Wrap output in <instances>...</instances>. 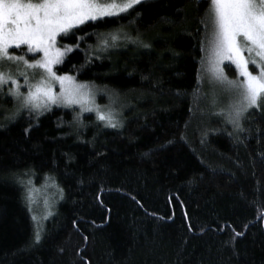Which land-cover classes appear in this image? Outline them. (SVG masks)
I'll list each match as a JSON object with an SVG mask.
<instances>
[{
    "label": "trees",
    "instance_id": "16d2710c",
    "mask_svg": "<svg viewBox=\"0 0 264 264\" xmlns=\"http://www.w3.org/2000/svg\"><path fill=\"white\" fill-rule=\"evenodd\" d=\"M209 9L142 0L58 38L79 47L57 74L136 100L118 128L57 105L0 118V264H264V107L236 130L195 125ZM47 177L61 198L36 229L25 187Z\"/></svg>",
    "mask_w": 264,
    "mask_h": 264
},
{
    "label": "snow or ice",
    "instance_id": "6c2138e0",
    "mask_svg": "<svg viewBox=\"0 0 264 264\" xmlns=\"http://www.w3.org/2000/svg\"><path fill=\"white\" fill-rule=\"evenodd\" d=\"M142 0H0V85L11 81L16 95L23 96V103L34 111L47 109L50 105H80L92 111V90L74 76L57 74L55 66L62 64L66 55L78 48L58 46L60 39L76 38V31L89 21L118 16L129 12ZM212 27L210 44V71L221 83H226L237 94V101L229 112V122L241 128L240 119L249 109L260 107L264 101V0H210L208 12ZM112 41L120 37L109 34ZM107 46L108 40H101ZM26 46L27 53L40 56L27 59L14 55L10 49ZM149 47V45H144ZM203 50V49H202ZM22 63L26 69L42 70L33 84L26 71L20 75L29 85L26 95L20 93L18 81L11 69L3 71L4 62ZM229 61L235 65L239 80H229L220 65ZM250 65L254 66L250 68ZM59 84V93L54 86ZM98 119L109 127H117L114 110L107 112L96 108ZM32 192L29 191L31 201ZM135 199V198H133ZM264 218V217H262ZM191 229V225L189 224ZM203 231V229H201ZM242 232H235L232 240ZM41 240L39 232L33 243Z\"/></svg>",
    "mask_w": 264,
    "mask_h": 264
},
{
    "label": "rangeland",
    "instance_id": "374dc122",
    "mask_svg": "<svg viewBox=\"0 0 264 264\" xmlns=\"http://www.w3.org/2000/svg\"><path fill=\"white\" fill-rule=\"evenodd\" d=\"M212 27H210L209 32V40L211 37ZM207 44L206 55L202 61L201 72H200V82H199V90L196 95V109H195V125H199V133L203 131L202 127L206 130H212L217 122L225 124L227 126H231L232 129L236 130L238 128L234 127L232 123L229 122V112L232 111L234 104L236 103L238 97L234 90H230L226 83H221L213 77L212 72L210 71V44ZM68 46V45H67ZM10 51L14 55H23L27 59H39L40 56L33 53H27L26 46H22L21 49H10ZM229 63L235 69V65L231 64L229 61H224L220 67L223 69L224 75L229 80H239L242 79L239 77L236 72V77H230L227 75L225 70V64ZM9 67L11 69V75L18 81L20 93L26 95L29 89L28 83L25 82L24 77L20 75V71H26L29 76V81L31 83H35L37 79H39V74L42 70H33L26 69L24 65L20 63L19 65L16 62H4L3 71L6 73L9 71ZM254 66L250 65V68ZM236 71V70H235ZM62 75V74H60ZM80 83H86L92 90V95L94 98V105H91L92 111H87L81 109L80 105H57L63 107H69L75 110V115L78 119L83 116L90 114L93 118L100 123L102 127L112 128L105 124L104 121L98 119V113L96 108L98 107L101 111L107 112L109 109L114 110V115L117 119V127H120L121 118L123 117V113L132 105L134 100H136V94L132 92L121 93L107 86L95 85L90 82L78 81ZM16 86L11 83V81L0 85V109H3L2 102L7 97H10L13 101L12 108H6L5 111L0 112L2 119H12V117L16 116L18 113L27 110L31 113L39 115L45 112L52 106L50 105L47 109H43L40 111H34L30 107H26L23 103V96L16 95L15 91ZM54 90L59 93V84L57 83L54 86ZM264 107V101H261L260 107ZM258 109L259 107H254V109ZM253 109V108H251ZM249 109V110H251ZM248 110V111H249ZM248 113V112H247ZM240 119V124H242V120L246 116V114ZM12 116V117H11ZM0 119V120H2ZM28 180H25L24 183L31 185ZM56 183V182H55ZM54 183L53 180L47 177L43 182L39 184H33L31 186L26 185L25 187V202L29 211L31 212L32 220L36 229H39L42 222L47 218L50 212L53 209V206L59 199L61 198V190ZM31 190L32 196L31 201L29 200V191Z\"/></svg>",
    "mask_w": 264,
    "mask_h": 264
}]
</instances>
